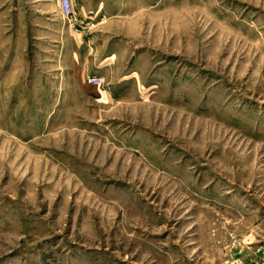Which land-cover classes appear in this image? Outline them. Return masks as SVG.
Masks as SVG:
<instances>
[{"label": "rangeland", "instance_id": "rangeland-1", "mask_svg": "<svg viewBox=\"0 0 264 264\" xmlns=\"http://www.w3.org/2000/svg\"><path fill=\"white\" fill-rule=\"evenodd\" d=\"M71 1L0 0V264H264V0Z\"/></svg>", "mask_w": 264, "mask_h": 264}, {"label": "built area", "instance_id": "built-area-1", "mask_svg": "<svg viewBox=\"0 0 264 264\" xmlns=\"http://www.w3.org/2000/svg\"><path fill=\"white\" fill-rule=\"evenodd\" d=\"M62 1V11L65 15L69 16L72 14V1L71 0H61ZM103 77L99 75L89 76V81L95 84H101L103 81Z\"/></svg>", "mask_w": 264, "mask_h": 264}]
</instances>
